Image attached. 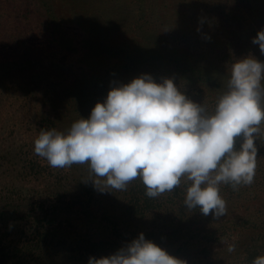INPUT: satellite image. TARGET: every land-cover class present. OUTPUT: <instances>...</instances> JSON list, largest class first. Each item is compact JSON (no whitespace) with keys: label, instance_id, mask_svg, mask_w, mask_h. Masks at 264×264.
I'll list each match as a JSON object with an SVG mask.
<instances>
[{"label":"trees","instance_id":"obj_1","mask_svg":"<svg viewBox=\"0 0 264 264\" xmlns=\"http://www.w3.org/2000/svg\"><path fill=\"white\" fill-rule=\"evenodd\" d=\"M262 29L264 0H0V264H88L141 233L186 264L264 256V134L254 182L219 186V219L187 209L185 179L156 198L139 178L99 191L87 163L53 168L34 153L41 129L66 133L113 82L142 74L211 113L235 61L264 62Z\"/></svg>","mask_w":264,"mask_h":264},{"label":"clouds","instance_id":"obj_2","mask_svg":"<svg viewBox=\"0 0 264 264\" xmlns=\"http://www.w3.org/2000/svg\"><path fill=\"white\" fill-rule=\"evenodd\" d=\"M199 31V29H198ZM210 39V37H205ZM252 43L264 55V29ZM227 90L211 113L183 94L172 79L147 74L113 82L103 102L67 132L41 129L34 153L53 168L89 165L93 186L126 190L139 178L146 196L172 192L185 179L184 205L219 219L226 215L220 185L250 186L256 174V139L264 121V62L248 55L231 65ZM228 252L235 251L229 244ZM88 264H186L139 234L116 253ZM252 264H264L258 256Z\"/></svg>","mask_w":264,"mask_h":264},{"label":"rangeland","instance_id":"obj_3","mask_svg":"<svg viewBox=\"0 0 264 264\" xmlns=\"http://www.w3.org/2000/svg\"><path fill=\"white\" fill-rule=\"evenodd\" d=\"M239 239H240V236H239V235H236V236H234L233 239H230V240H228V241H225V242L223 243V246L225 247V246H227V245H229V244H232L233 241H234V243H236Z\"/></svg>","mask_w":264,"mask_h":264}]
</instances>
